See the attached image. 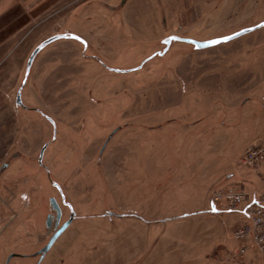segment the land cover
Instances as JSON below:
<instances>
[{
  "label": "rangeland",
  "instance_id": "1",
  "mask_svg": "<svg viewBox=\"0 0 264 264\" xmlns=\"http://www.w3.org/2000/svg\"><path fill=\"white\" fill-rule=\"evenodd\" d=\"M0 11V264L12 253L9 264H141L153 246L155 264H208L192 253L218 245L209 264H241L244 213L209 198L246 185L245 150L264 140V0H0ZM52 197L73 220L40 258ZM144 220H158L153 234Z\"/></svg>",
  "mask_w": 264,
  "mask_h": 264
},
{
  "label": "built area",
  "instance_id": "2",
  "mask_svg": "<svg viewBox=\"0 0 264 264\" xmlns=\"http://www.w3.org/2000/svg\"><path fill=\"white\" fill-rule=\"evenodd\" d=\"M264 100V95L262 96ZM242 161L256 171L264 180V140L249 144ZM212 202L226 206L230 210L243 209L245 217L236 225L233 236L240 242L238 255H244L254 246L262 255L264 264V204L249 201L242 188L217 190L213 193Z\"/></svg>",
  "mask_w": 264,
  "mask_h": 264
},
{
  "label": "crops",
  "instance_id": "3",
  "mask_svg": "<svg viewBox=\"0 0 264 264\" xmlns=\"http://www.w3.org/2000/svg\"><path fill=\"white\" fill-rule=\"evenodd\" d=\"M173 37H178V36H175L173 34ZM180 39H182V40H192L189 37H182V38L179 37V40ZM253 172L258 176V178L260 177V179L264 182L263 177L261 175H259L256 171H254L253 169L250 168V170L247 173L244 174V179H245L246 185L245 184H241L239 187H236L235 189H238V188L244 189L246 191L247 195H248L249 201H259V202L264 204V188H262V189L260 188L259 182H256L255 184L253 183ZM209 201L212 203L214 210L222 207V206H219V205L217 206V205L213 204L212 196L209 198ZM239 210H241L244 213L243 209H239ZM206 211L207 210H203V213L206 212ZM200 216H203V215L197 214V217H200ZM204 216H208V215L205 214ZM244 217H245V214H244ZM244 217H242V219ZM157 221L158 220H151V221L150 220H144L145 224L148 223L147 225H145V227L149 226V228L152 229L151 234H153V232H154L153 229L156 228L157 226H159V222H157ZM169 223H170L169 221L166 222V224H169ZM168 226H170V225H168ZM171 244H172V242L171 243L168 242L164 246L165 247V251H172L169 248L171 246ZM256 250L257 249L255 247L251 246L249 248V250L244 255H238L237 254L239 257H241L243 259L241 264H263L262 255H260L259 261H257L258 257H257ZM155 253H157V249H156L155 246H153V247L150 248V250H148L146 252V255H144V257L142 258L141 264H155L156 260L158 259L157 256L155 255ZM224 253H225V248L224 247H220L218 245L212 252H209V251L205 252V250H204V252L201 251L200 253H198L196 255H194L195 253H192L193 258L191 257L190 260H199L201 258L202 261L205 259L206 260L205 262L209 264L211 262V259H213V258H217V259L221 258L222 259L224 257ZM236 253H237V251H236ZM166 255H167L166 262H168L169 264H174V263L178 262V257H174V259L172 260L173 257H171V259H169L168 258V254H166Z\"/></svg>",
  "mask_w": 264,
  "mask_h": 264
},
{
  "label": "water",
  "instance_id": "4",
  "mask_svg": "<svg viewBox=\"0 0 264 264\" xmlns=\"http://www.w3.org/2000/svg\"><path fill=\"white\" fill-rule=\"evenodd\" d=\"M260 25H264V22L261 23ZM260 25H258V26H260ZM255 28H256V27H251V28L242 29V30H240V31H238V32H236V33L230 35V36H224V37H220V38L213 39V40H211V41H209V42H207V43H204V45L214 44V43H213L214 41H219V42H221V41H228V40H230V39H225V37H231V39H232V38L238 37V36H240V35H242V34H245V33L249 32V31H251V30H253V29H255ZM237 33H238L239 35H237ZM65 36H66V35H64V34H57V35L51 36V37L47 38L46 40H44V41H43L38 47H36V48L34 49V51L32 52L31 56L29 57L28 64H27V69H28V70L30 69V67H31V65H32V63H33V60H34L36 54L40 51V49H41L44 45H46V44H48V43H50V42H52V41H54V40H56V39H59V38H61V37H65ZM72 37H78V36H77V35H72ZM17 103L22 104V101H21V94H20V93H18V95H17ZM22 105H23V104H22ZM114 132H115V131H113V132L110 134L109 138L112 137V135H113ZM45 148H46V145H45V146L42 148V150H41L40 157H39V161H40V162L42 161V158H43V154H44ZM50 203H51V207H52V209H53V210L55 211V213H56V215H55V220H56V228H57V229L55 230V232L53 233V235H52L51 238L49 239L48 243H47V244H46V245H45V246L39 251L40 258H43V257L45 256V254L50 250V248H51V247L53 246V244L55 243L56 239L60 236V234H61V233H62V232L68 227V225H69V224L72 222V220H73V218L71 217V218H69L67 221H65L64 223H62L61 226L58 227V225H59V223H60V221H61V217H62V210H61V208H60V206H59L57 200L55 199V197H52V198L50 199ZM51 217H52L51 214H49L48 217H47V225H50ZM16 255H17V254H15V253L10 254V255L8 256V258H7L6 264H9V263H10V260H11L14 256H16Z\"/></svg>",
  "mask_w": 264,
  "mask_h": 264
},
{
  "label": "flooded vegetation",
  "instance_id": "5",
  "mask_svg": "<svg viewBox=\"0 0 264 264\" xmlns=\"http://www.w3.org/2000/svg\"><path fill=\"white\" fill-rule=\"evenodd\" d=\"M52 217H51V221H50V224L52 223V225H53V233L55 232V230L57 229V228H55L56 227V220H55V216H53V215H51ZM62 225V223L60 222V224L58 225V227L59 226H61Z\"/></svg>",
  "mask_w": 264,
  "mask_h": 264
},
{
  "label": "snow or ice",
  "instance_id": "6",
  "mask_svg": "<svg viewBox=\"0 0 264 264\" xmlns=\"http://www.w3.org/2000/svg\"><path fill=\"white\" fill-rule=\"evenodd\" d=\"M260 27H264V25H260ZM237 35H239L237 33ZM76 39H80L79 37H75ZM171 39H179V37H172ZM225 39H231V37H225ZM219 41H214L213 43H218Z\"/></svg>",
  "mask_w": 264,
  "mask_h": 264
}]
</instances>
